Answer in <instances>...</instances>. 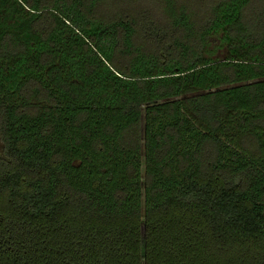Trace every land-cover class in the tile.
Here are the masks:
<instances>
[{
  "label": "trees",
  "instance_id": "1",
  "mask_svg": "<svg viewBox=\"0 0 264 264\" xmlns=\"http://www.w3.org/2000/svg\"><path fill=\"white\" fill-rule=\"evenodd\" d=\"M0 264H264V0H0Z\"/></svg>",
  "mask_w": 264,
  "mask_h": 264
},
{
  "label": "rangeland",
  "instance_id": "2",
  "mask_svg": "<svg viewBox=\"0 0 264 264\" xmlns=\"http://www.w3.org/2000/svg\"><path fill=\"white\" fill-rule=\"evenodd\" d=\"M210 47V56L212 59L225 58L230 54L227 38H225L222 32H219L218 35L213 36V41Z\"/></svg>",
  "mask_w": 264,
  "mask_h": 264
}]
</instances>
